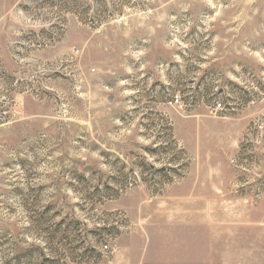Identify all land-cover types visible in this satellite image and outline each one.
I'll return each instance as SVG.
<instances>
[{
  "label": "rangeland",
  "instance_id": "1",
  "mask_svg": "<svg viewBox=\"0 0 264 264\" xmlns=\"http://www.w3.org/2000/svg\"><path fill=\"white\" fill-rule=\"evenodd\" d=\"M0 264H264V0H0Z\"/></svg>",
  "mask_w": 264,
  "mask_h": 264
},
{
  "label": "trees",
  "instance_id": "2",
  "mask_svg": "<svg viewBox=\"0 0 264 264\" xmlns=\"http://www.w3.org/2000/svg\"><path fill=\"white\" fill-rule=\"evenodd\" d=\"M38 215H39V214H38ZM38 215L36 216V214H35V215L33 216L34 219H35L34 222L37 223V224L39 223L40 220H42L41 217H39L40 215H39V216H38ZM38 217H39V218H38Z\"/></svg>",
  "mask_w": 264,
  "mask_h": 264
},
{
  "label": "built area",
  "instance_id": "3",
  "mask_svg": "<svg viewBox=\"0 0 264 264\" xmlns=\"http://www.w3.org/2000/svg\"><path fill=\"white\" fill-rule=\"evenodd\" d=\"M175 102H177V98H175ZM216 105H217V107L221 106L220 103H217Z\"/></svg>",
  "mask_w": 264,
  "mask_h": 264
}]
</instances>
